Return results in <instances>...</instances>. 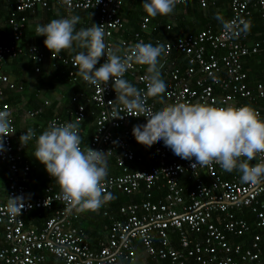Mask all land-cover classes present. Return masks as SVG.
<instances>
[{"label": "built area", "instance_id": "obj_1", "mask_svg": "<svg viewBox=\"0 0 264 264\" xmlns=\"http://www.w3.org/2000/svg\"><path fill=\"white\" fill-rule=\"evenodd\" d=\"M58 3L71 11H94L95 24L105 27L107 48L118 55L123 56L128 46L144 41L141 34L147 30V16L141 18L130 38H116L114 48L113 36L122 28L118 15L122 0H58ZM0 4L9 7L6 26L11 37L10 44H0V111L10 113L12 132L15 129L11 108L1 97L4 91L21 90V86L2 73V63L23 56L37 73L47 59L52 66L64 69L72 85H83L84 92L71 97L74 106L66 117L52 116L46 120L45 129L53 121L58 125L68 121L79 125L85 118L86 106L93 107V130L86 147L105 152V158L112 159L119 170L116 175L106 176L105 193L142 192L143 197L136 203L118 207L117 218L104 227L103 243L91 250L81 229L74 225L78 219L76 209L69 210L67 202L59 198L60 187L47 172L41 196L27 199L21 214L8 213V196H25L27 192L29 166L22 159L24 148L11 141L13 134L3 137L0 163L5 165L6 184L0 204V264H46L48 257L56 264H264V183H242L239 171L224 178L226 171L216 163L192 168L195 158L189 161L175 156L162 141L150 148L153 158L148 169H130L142 161V156L136 157L134 153L140 144L132 130L134 125L146 124L145 116H126L128 113L121 111L124 118L114 120L111 110L122 107L118 102L109 104L116 99L114 82L110 80L101 87L84 82L72 64L75 54L44 56L33 45L25 48L18 45L24 27L23 13L47 8L46 1L0 0ZM213 4L214 0H198L201 8ZM228 10L226 21L237 18L248 21L255 16L258 33L246 41L243 33L233 37L221 25L216 31L206 28L165 41L171 47L167 55L160 57L167 86L162 99L169 104L250 105L264 120V0H228ZM169 28L165 26L166 30ZM158 42L163 41L156 40L155 45ZM172 53L183 58V68L170 58ZM248 59L260 65L258 78L252 76L251 68L245 67ZM105 61L106 56H102L97 67ZM144 76L139 64L133 62L123 78L146 90ZM146 103L154 112L155 98H148ZM41 111L40 107L32 109L25 112V117L33 119ZM262 160L264 153H259L250 164ZM182 178L186 184L181 183ZM154 193H159L160 198L151 201ZM39 209L53 210L39 230L26 228L23 217ZM103 216L108 217L106 212Z\"/></svg>", "mask_w": 264, "mask_h": 264}, {"label": "clouds", "instance_id": "obj_2", "mask_svg": "<svg viewBox=\"0 0 264 264\" xmlns=\"http://www.w3.org/2000/svg\"><path fill=\"white\" fill-rule=\"evenodd\" d=\"M178 3L186 0H143L142 8L151 17L168 16ZM214 18L233 37L250 29L251 22L243 18L226 21L219 13ZM79 22L80 17L74 15L52 19L47 24L38 23L36 36L45 37L44 45L52 54L75 51V48L84 50L76 52L72 64L90 85L101 87L110 80L114 82L116 99L109 104L118 102L122 106L111 110L114 120L124 118L121 111H126V116H145L146 124L133 126L132 135L138 144L151 148L162 141L175 156L189 161L195 158L192 168L216 163L226 172L239 171L242 183H264V160L250 164L257 154L264 153V120L258 111L250 105L215 107L207 103L176 102L153 112L146 101L162 98L166 92L159 58L168 54L171 45L165 41L153 45L141 40L128 46L121 56L107 48L104 25L92 23L91 27L77 30ZM102 56H106V61L96 67ZM133 62L147 66L143 77L146 90L123 78ZM9 117L8 111H0V152L4 151L2 138L14 134ZM33 138H36L34 158L59 185V198L67 202L69 210L95 211L112 198L103 186L107 176L106 153L89 147L82 149L78 123L68 121L58 125L53 121L38 137L29 128L19 142L26 147ZM26 203L23 195L8 196L7 211L13 216L21 214Z\"/></svg>", "mask_w": 264, "mask_h": 264}, {"label": "crops", "instance_id": "obj_3", "mask_svg": "<svg viewBox=\"0 0 264 264\" xmlns=\"http://www.w3.org/2000/svg\"><path fill=\"white\" fill-rule=\"evenodd\" d=\"M47 3V8H34L33 11L23 13L24 21H23V32L18 42L22 48H25L29 45L35 46L39 49L44 56H47L50 52L44 45L45 37H37L35 32L36 25L39 24H47L52 19H60L66 18L70 16H79L80 22L76 25V29L79 30L81 28L91 27L92 23H96V14L94 11H71L63 8L58 0H44ZM209 1V0H208ZM214 0L213 5H207L206 7H199L198 0H186V3H182V5H178L175 7L174 12L168 16H159L158 20L163 21L165 24H171L169 26L173 27L175 25L174 20H178L182 22V33H186L188 31L198 32L196 29L200 28L204 25L212 26L215 29H219L221 27V23L215 19V15L219 13L223 16L226 13V9L228 10V0ZM143 0H122V5L118 11V15L122 22V28L114 34V48H116V38L128 39L131 34L138 29L139 23L143 16L148 17V25L147 30L141 34L142 39L145 43H151L155 45V41H167L168 39L163 36L156 35V30L154 26H150V23L154 22L155 17L148 16L143 8H142ZM216 3V4H215ZM9 7L5 4H0V44H8L10 42V34L8 32L6 26V16L8 13ZM198 13H201L200 18L197 17ZM254 17L248 20L254 23ZM226 20L228 17L223 16ZM189 24V27L187 26ZM257 26L259 27V22L257 21ZM157 28V27H156ZM193 29V30H192ZM202 30V29H201ZM178 31V30H177ZM200 31V30H199ZM216 31V30H215ZM259 31V29H258ZM244 34L245 40H252L253 35L256 32ZM258 33V32H257ZM75 48V46H74ZM78 51H84L83 49L75 48V51L69 49L64 50L61 53L56 55H70L76 54ZM174 63L180 68L184 67L183 58L180 56L179 59H172ZM180 60V63H178ZM99 65V62H98ZM141 67V72L146 74L147 66L139 65ZM97 67V66H96ZM33 64L28 61L25 57L19 56L13 60H4L2 63V73L7 77V79L14 83L17 86H21V90L14 91H4L2 94V101L6 102L11 108V117L15 128V133L12 136V143L14 145H21L19 142L20 136L24 133L29 126H32V123H35L38 127H42L36 132V137L42 134L44 130V124L46 121H40L39 118H35L33 121H29L25 117V112L30 111L35 108V106L39 104L47 103L43 112L45 114H49L51 116H63L66 117L68 113L71 111L72 102L70 101L72 96H78L84 92L81 86L72 85L65 76V71L63 68H59L57 66H52L49 60H45L44 63L40 66L39 71L37 73L33 72ZM162 77L164 81H166V71L161 70ZM259 77L256 75V78ZM127 80V79H126ZM128 81V80H127ZM130 82V81H129ZM133 84L132 82H130ZM134 85V84H133ZM135 86V85H134ZM83 89V90H82ZM78 100V99H77ZM154 112L158 111L165 104H169L167 101H164L162 98H155L154 103ZM74 106V104H73ZM44 114V115H45ZM47 119V118H46ZM25 129V130H24ZM36 145V138L28 141L26 147H23V159L26 164L31 168H35V164H37V160L34 158V151ZM135 147V145H133ZM26 156L33 157L31 161L26 160ZM41 165V164H40ZM119 173V170L116 169ZM36 172V171H35ZM114 169L112 167H107V175H116L113 174ZM3 174L0 173V204L3 202L4 197V181H2ZM40 181H35L34 178L29 177L28 182L26 184L27 192L31 195H34L32 199H35L42 194V187L45 183L41 185ZM33 193V194H32ZM110 193H116L115 191ZM119 193V192H117ZM154 196V195H153ZM160 197L157 196V199ZM156 199V200H157ZM123 203L119 204L116 207V211L118 207ZM56 206H53V209ZM46 210L50 212V216L52 214V210ZM77 211V210H76ZM98 211L101 216L103 213L108 211V203L102 204V206L95 210ZM91 210L87 211H77L78 219L77 223H80L81 226L85 228H79L83 232V235L86 241L89 244L91 250L97 249V244L99 242L104 241L106 236L105 226L107 223H102L101 220L94 219L90 212H95ZM108 215V214H107ZM106 217V216H104ZM47 217H41L40 219L34 218L31 213L25 215L23 217L24 225L26 228H32L35 230H39ZM105 224V225H104ZM0 246H2V238H1V227H0Z\"/></svg>", "mask_w": 264, "mask_h": 264}, {"label": "trees", "instance_id": "obj_4", "mask_svg": "<svg viewBox=\"0 0 264 264\" xmlns=\"http://www.w3.org/2000/svg\"><path fill=\"white\" fill-rule=\"evenodd\" d=\"M217 2L218 1L216 0V3ZM180 5H182V4H180ZM176 6H178V5H176ZM225 12L226 13H224L223 16L228 17L229 16V10L226 9ZM199 15H201V13H198V15H196V16L200 18L201 16H199ZM254 21L255 22L252 23L251 28L249 29V31L247 33H253L252 31H254V32H257L258 31V29H259V27L257 26V21L258 20L256 18H254ZM154 22H156V23L155 24L154 23L151 24L150 21H149V24H150V26H154L155 27L156 35L163 36V37L167 38L168 40H171L175 36H180V35H183V34H186V33H190V31H188L186 33L181 34L182 33V31H181L182 30V22L181 21H178V20H174L175 25L173 27L170 26V28L167 29V30L165 29V26L166 25H171L170 23L169 24H165L163 21L158 20V16L155 17ZM187 26L189 27V24ZM206 28H209L212 31L217 30V29L214 30V28L212 26H209V25H204V26H202L200 28H197L196 30L199 31L201 29H206ZM191 33H194V32H191ZM10 43H11V37H10V42L8 44H10ZM4 45H7V44H4ZM179 57L180 56L178 54H176V53H172L170 55V58L171 59H176L177 60V59H179ZM11 60H13V59H11ZM159 60H160V58H159ZM178 63H180V60H179ZM245 67L251 68L253 70L252 76H256V75L258 76L260 65L253 63V60L252 59H248L247 60V64L245 65ZM77 86H81V85H77ZM81 87L83 88V86H81ZM38 107H40L42 109L41 113L39 115L35 116L33 119H30L29 121H33L35 118H39V120L43 122V121L48 120L50 117H52L51 115L45 114L43 112V110L45 108V105L39 104V105L35 106V108H38ZM72 109H73V104H72V107L70 108V110H72ZM94 113H95V109H93V107H91L90 105L86 106L85 118L79 124V129H81V133H79V135L82 138V143H81L82 149L87 146L88 141H89V139H90V137L92 135L93 119H94V115L93 114ZM59 117H63V116L60 115ZM12 123H13V121H12ZM31 125L32 126H29L28 129L29 128L33 129L35 133L39 129L42 128V127H38L35 123H32ZM45 125H46V122L44 124V129H45ZM13 126H14V124H13ZM14 133H15V131H14ZM134 153H135V156L136 157L142 156V161H141V163L135 164V167H133V166L130 167V169H132V170H135V169H138L139 170V169H143V168L144 169L145 168L148 169L152 165L151 164V160L153 158V155L151 153L150 148H146V147L140 145V147L134 149ZM23 156H22V159H23ZM32 158L33 157L26 156V160L28 162L31 161ZM105 159H106V162H107V167L108 168L109 167L110 168L112 167V169H114L113 174H116L118 171L116 170L115 165H114V162L112 161V159H107V158H105ZM35 168L36 169L31 168V165H30L29 177L34 178L35 181H40L41 182L40 184L42 185L44 183V181H45L46 170H45V168H44V166L42 164L40 165L39 162H37V164H35ZM236 171L237 170H233L230 173L229 172L223 173V177L228 179L233 174H235ZM0 173L3 174V176L1 175L2 176V181H4V184H6L5 183L6 182V169H5V165L3 163H0ZM108 175H110V174H108ZM181 183L182 184H186L185 179L182 178L181 179ZM4 187H5V185H4ZM141 194H142V192H139V193L137 192L136 194H131V195H124V194L117 193V192L116 193H111L112 198L107 202L108 203V211H107V214H108L109 219H108V217L101 216V214L98 211L90 212V214H91V216L94 219H96V220H99L100 219L102 223H108L109 220L116 219L117 218L116 207L119 204H121V203L126 204V203H130V202L136 203V202H138V201H140V200L143 199V197H142ZM33 196L34 195H31L28 192H26V194H25V197L27 199H30V200H33L32 199ZM157 196L159 197V193H154V196L150 200L151 201H155L157 199ZM29 213H31V215L34 218H37V219H40L41 217H44V216H46V217H49L50 216V212L46 211L45 209L33 210V211L29 212ZM77 222L78 221H76L74 223V225L75 226H78V227L80 226L82 229L85 230V228L83 226H81L80 223H77ZM46 264H56V263H54L53 259H51L50 257H48V259L46 261ZM161 264H164V263H161Z\"/></svg>", "mask_w": 264, "mask_h": 264}]
</instances>
